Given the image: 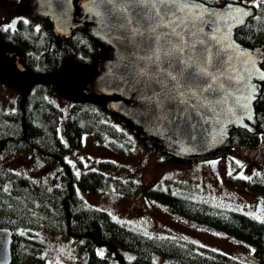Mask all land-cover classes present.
<instances>
[{
    "label": "trees",
    "instance_id": "16d2710c",
    "mask_svg": "<svg viewBox=\"0 0 264 264\" xmlns=\"http://www.w3.org/2000/svg\"><path fill=\"white\" fill-rule=\"evenodd\" d=\"M203 1L221 4L228 0ZM235 37L246 45L264 41V1L235 30ZM3 49L19 52L26 71L12 73L19 86L18 95L12 108H0V158L6 153L26 150L62 168L61 182L53 186L16 170L0 168V226L13 230L10 264L30 261L45 264L41 230L78 239L71 253L74 257H83V264H264V220L190 198L169 185L142 187L133 180L117 183L127 191H141L187 217L251 244L255 260L245 262L193 240L146 234L114 219L107 210L84 202L78 193L80 188L100 192L117 179L104 171L114 167L112 160H101V169L82 171L66 160L81 146L82 136L92 133L98 140L107 141L126 153L138 135L106 108V98L84 92L83 80L88 72L100 58L107 56L104 43L81 29L74 30L70 37H60L52 31L48 19L27 14L26 18L19 17L15 24L6 25L0 31V69H12L13 58L3 55ZM71 56L70 64L79 71L78 81L65 74L66 59ZM56 86L66 88L74 96L64 118L65 138L59 134L61 108L47 95ZM254 106L256 130L232 128L230 145L233 147H254L264 138V82ZM158 160L177 164L191 161L165 151H159ZM229 181L264 192V173L251 178L231 176ZM158 257L167 261H157Z\"/></svg>",
    "mask_w": 264,
    "mask_h": 264
},
{
    "label": "water",
    "instance_id": "95a60500",
    "mask_svg": "<svg viewBox=\"0 0 264 264\" xmlns=\"http://www.w3.org/2000/svg\"><path fill=\"white\" fill-rule=\"evenodd\" d=\"M192 4L181 19H200L177 31L186 47L194 44L198 53L210 50L212 78H201L200 88L211 85L208 91L183 97L171 93L173 82L162 74L163 83L140 75L139 70L149 64L144 59L151 53L149 42L130 38L118 27L119 17L107 0H26L24 10L31 17L48 19L60 37L81 29L104 43L107 56L88 72L84 92L106 98V108L148 146L192 160L223 154L231 144L232 128L256 130L254 102L264 82V41L246 45L235 37V30L255 14L256 7L234 0L221 4L192 0ZM1 53L13 56L14 71H26L19 52ZM149 71L155 73L156 65ZM255 209L263 211L264 203L258 200ZM12 241L13 230L0 226V264L11 263Z\"/></svg>",
    "mask_w": 264,
    "mask_h": 264
},
{
    "label": "rangeland",
    "instance_id": "374dc122",
    "mask_svg": "<svg viewBox=\"0 0 264 264\" xmlns=\"http://www.w3.org/2000/svg\"><path fill=\"white\" fill-rule=\"evenodd\" d=\"M262 1L264 0H239L241 3L255 7ZM25 2L26 0H0V31L6 25L15 24L19 17L26 18ZM71 59L72 56L66 59L65 74L73 81H78L79 71H75V66L70 64ZM18 92L19 86L15 76L8 68H1L0 108L4 110L12 108ZM47 95L61 108L59 134L65 138L64 118L69 112L74 96L62 86H56ZM159 151L148 146L139 135L135 136L132 149L122 153L109 142L98 140L92 133H85L82 136L81 146L72 151L66 160L75 165L77 171L101 169L100 162L103 159L114 161V167L104 171L116 178V182L112 181L108 188L100 192L82 188L78 190L86 204L105 209L114 219L146 234L193 240L201 245L222 250L242 261L253 262L255 256L251 244L187 217L173 206L149 198L141 191H127L117 183L133 180L142 187L169 185L174 191L190 198L239 210L264 220V210L255 209L258 200L264 203V192L229 181L231 176L251 178L256 174L264 173V138L259 146L254 148L230 145L219 156L192 159L188 163L181 164L159 161ZM0 168H9L39 178L48 186L59 184L62 179V168L59 164L46 162L35 153L26 150L3 154L0 158ZM39 233L45 242L43 263L83 264L85 262L83 257H74L71 253L78 239L65 238L58 232L41 230ZM157 261L164 263L167 259L158 257ZM24 264L38 263L30 261Z\"/></svg>",
    "mask_w": 264,
    "mask_h": 264
},
{
    "label": "snow or ice",
    "instance_id": "6c2138e0",
    "mask_svg": "<svg viewBox=\"0 0 264 264\" xmlns=\"http://www.w3.org/2000/svg\"><path fill=\"white\" fill-rule=\"evenodd\" d=\"M107 3L113 6L119 17L118 27L124 28L130 38L141 37L149 42L151 53L144 58L149 64L139 70L141 76L163 83L162 74L173 82L171 93L181 97L185 94L194 96L198 90L211 88V85L208 89L200 88L201 78H212L210 50L198 53L194 44L186 47L177 31L183 24H195V20L200 19H181L185 10L194 6L192 0H107ZM161 29L168 31L162 34ZM165 62L167 68L164 67ZM152 64L156 65L155 73L149 71Z\"/></svg>",
    "mask_w": 264,
    "mask_h": 264
},
{
    "label": "flooded vegetation",
    "instance_id": "af4514ba",
    "mask_svg": "<svg viewBox=\"0 0 264 264\" xmlns=\"http://www.w3.org/2000/svg\"><path fill=\"white\" fill-rule=\"evenodd\" d=\"M12 58H13V56H12ZM9 71L11 72V73H15L16 71H14V69L12 68V69H9ZM17 73H19V72H17ZM21 73V72H20ZM260 144V143H259ZM259 144L257 145V146H259ZM254 147H256V146H254ZM254 147H250V148H254Z\"/></svg>",
    "mask_w": 264,
    "mask_h": 264
}]
</instances>
